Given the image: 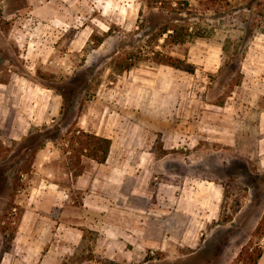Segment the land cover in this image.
<instances>
[{"label": "rangeland", "instance_id": "rangeland-1", "mask_svg": "<svg viewBox=\"0 0 264 264\" xmlns=\"http://www.w3.org/2000/svg\"><path fill=\"white\" fill-rule=\"evenodd\" d=\"M50 1L49 14L44 12L40 19V68L24 70V76L40 81V125H32L28 135L10 148L0 132V168L7 175V180H0V262L12 248L25 203L26 182L15 180L34 160L32 149L40 144V130L53 128L63 118L61 90L74 109L56 144L76 169L74 154L64 149L67 130L80 128L81 117L83 127L99 130L116 129L121 120L127 128L151 127L156 133L151 141L160 147L163 133L158 127L164 128L165 119L180 125L195 116L200 133L213 139L230 137L245 155L238 153L226 168L215 165L225 197L220 218L204 230L199 248L193 251L173 240L166 260L160 250L148 253L154 264H233L251 242L264 249V238L253 235L264 216V0H41V4ZM1 17L2 10L0 29L14 28ZM166 23L205 29L207 37L187 38L180 44L166 41V36H158ZM10 39H0V72L3 78L9 75L8 80L14 61L20 65L36 57L10 53ZM169 57L181 61L179 66L166 64ZM29 105L36 103L30 100ZM175 138L176 133L168 141ZM10 203L18 209L7 211ZM27 232L23 230L22 236ZM86 250L66 264H83L90 255Z\"/></svg>", "mask_w": 264, "mask_h": 264}, {"label": "crops", "instance_id": "crops-1", "mask_svg": "<svg viewBox=\"0 0 264 264\" xmlns=\"http://www.w3.org/2000/svg\"><path fill=\"white\" fill-rule=\"evenodd\" d=\"M52 6L53 1L0 0L1 18L14 27L0 29V39L11 38L12 54L36 55L31 62L14 61L12 79L0 72V132L9 148L40 125V81L24 70L40 68V19ZM83 119L80 129L112 140L107 161L83 157L76 175L78 168L57 142H47L35 154L32 172L23 176L19 230L0 264H66L83 248L90 254L83 264H154L148 253L160 250L166 260L173 240L198 249L204 230L220 218L225 197L215 165L226 168L238 153L245 156L235 140L207 141L195 116L180 125L165 119L164 128L158 127L160 147L151 141L156 135L151 127L127 128L121 120L116 129L99 130L83 127ZM174 133L175 140L168 141Z\"/></svg>", "mask_w": 264, "mask_h": 264}, {"label": "trees", "instance_id": "trees-1", "mask_svg": "<svg viewBox=\"0 0 264 264\" xmlns=\"http://www.w3.org/2000/svg\"><path fill=\"white\" fill-rule=\"evenodd\" d=\"M158 36H166V41L170 39L173 41V43L180 44L184 43L187 38H206L207 33L205 29H192V27H186L185 25L175 27L166 23L158 31ZM180 63L181 61L169 57L168 62L166 64L173 67H178ZM58 95L63 99L62 111L64 112L60 114L63 116V118L61 119L60 123L54 126L53 128H45L40 130V144L37 148L32 149L34 156L39 150H41L45 146L47 142L56 141L59 138L64 123L69 119V117L72 116V110L74 109V106L69 103L70 101L68 102L66 93L61 90ZM67 134L68 143L67 147L64 150L66 152H70L72 155L74 154L75 164L78 168L76 175H80L82 173L81 161L83 157L93 159L99 164H104L107 161L112 147L111 139L104 138L96 134L88 133L76 126L74 128L72 126L68 130ZM32 166L33 160L30 161L27 169L21 170L20 175L17 176L15 181H18V183L21 182V175L23 176L25 174H29L31 172L30 169H32ZM6 177V172L3 171L2 168H0V180H7ZM13 209H18L15 203H10L7 205V211H12ZM10 215L12 216V218H14L15 216L12 212ZM253 235L256 237L260 236L264 238V216L262 221L258 224ZM263 255V247L259 244L251 242L242 248L233 264H259Z\"/></svg>", "mask_w": 264, "mask_h": 264}, {"label": "built area", "instance_id": "built-area-1", "mask_svg": "<svg viewBox=\"0 0 264 264\" xmlns=\"http://www.w3.org/2000/svg\"><path fill=\"white\" fill-rule=\"evenodd\" d=\"M151 254H153V252H151Z\"/></svg>", "mask_w": 264, "mask_h": 264}]
</instances>
